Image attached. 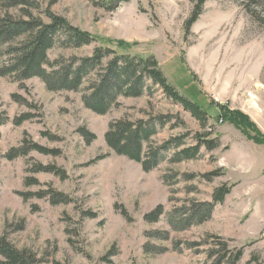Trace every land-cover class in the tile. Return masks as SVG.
<instances>
[{
	"label": "rangeland",
	"instance_id": "obj_1",
	"mask_svg": "<svg viewBox=\"0 0 264 264\" xmlns=\"http://www.w3.org/2000/svg\"><path fill=\"white\" fill-rule=\"evenodd\" d=\"M112 1L0 0V19L48 24L50 14L60 16L118 53L152 55L180 95L240 110L264 134V0L261 6L205 0L188 30L196 0ZM97 46H58L48 61L58 69L76 58L77 67ZM7 50L0 44V119H7L0 126V236L32 250L42 264H214L217 254L210 251L220 250L217 243L227 252L242 250L236 264H264L263 145L228 122L206 118L202 126L147 78L141 95H118L104 113L93 112L84 99L100 84L111 56L76 89L48 90L36 76L4 73ZM22 114L29 117L13 124ZM139 121L155 133L142 141L140 161H134L117 154L106 133L120 122ZM80 129L94 139L87 143ZM197 136L217 145L202 144L194 157H180L197 145ZM24 143L60 153L28 149L7 157ZM47 166L65 176L39 170ZM223 186L230 191L213 201ZM52 191L66 201L52 203ZM158 205L157 219H146ZM207 205L208 219L192 215L184 222ZM89 212L95 216L84 215Z\"/></svg>",
	"mask_w": 264,
	"mask_h": 264
},
{
	"label": "trees",
	"instance_id": "obj_2",
	"mask_svg": "<svg viewBox=\"0 0 264 264\" xmlns=\"http://www.w3.org/2000/svg\"><path fill=\"white\" fill-rule=\"evenodd\" d=\"M127 1V0H124ZM248 5H263L260 0H244ZM259 1V3L257 2ZM113 1L111 0V3ZM205 0H196L191 16L185 21V29L196 21L201 12V7ZM48 24H37L33 20H14L11 18L0 19V44H7V54L10 61L2 71L14 72L17 77L25 79L36 76L40 78L48 90L76 89L86 72L97 66L104 56H111L106 74L103 76L100 84L95 86L92 94L84 99V104L97 114H102L110 107L118 95L136 97L142 94L144 86L143 78L150 79L153 84L162 88L165 96L179 103L191 116L196 119L202 126L206 118H212L217 123H230L235 129L239 130L247 139L254 143L264 146V134L257 130L249 116L240 110L230 109L226 105L217 104L213 101L202 105L194 101L192 97L180 95L176 89L170 85L157 61L152 55L146 57L139 55H130V53H118L114 47L107 46L100 42V39L87 31L72 26L63 17L50 14ZM24 36L17 43L12 41L16 37ZM92 42L98 44L90 57L81 58L77 67L76 58H72L64 63L58 69L48 61V52L55 47L62 48H79ZM117 46H127V42L117 41ZM29 117L28 114H22L13 119V124H21ZM6 118L0 119V126L6 123ZM85 141L89 143L94 139V135L80 129L79 131ZM155 133V128L146 126L140 121L137 123L116 124L114 129L106 133V140L109 146L117 153L129 157L134 161H140L142 150V141H146ZM45 135V134H44ZM51 137L50 135L46 134ZM206 144L208 147L217 145V140H205L202 136H197V145L192 148H186L180 151L179 156L189 159L194 157L200 145ZM28 149H34L42 154L58 155L57 149H49L38 144L29 146L24 143L18 149H12L8 153V158H13L18 154H27ZM99 157L91 160L89 163L97 161ZM147 169V162L143 165ZM39 170L50 171L56 175L65 176L64 171L55 166L39 167ZM212 174H206L209 177ZM230 191V187L225 186L218 188L213 193V201H221ZM52 203L65 202L66 197L62 198L61 194L52 191L50 194ZM62 198V199H61ZM212 205L204 206L203 209L195 210L193 215L198 222L208 219ZM161 213V206L158 205L152 212L146 214V219L155 220ZM83 215V214H82ZM91 217L94 213H88ZM188 223V222H187ZM220 250L210 251V255H215L214 264H220L227 260V264H236V261L242 256V250L238 249L235 253L225 249L223 243ZM222 251V252H221ZM110 250L103 260H107ZM42 258L28 248H17L7 241L4 236H0V264H42Z\"/></svg>",
	"mask_w": 264,
	"mask_h": 264
}]
</instances>
